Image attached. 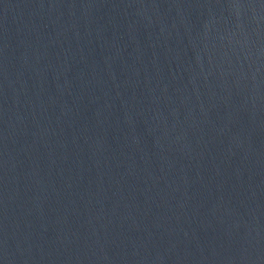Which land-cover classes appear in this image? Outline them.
I'll use <instances>...</instances> for the list:
<instances>
[{"label":"water","instance_id":"1","mask_svg":"<svg viewBox=\"0 0 264 264\" xmlns=\"http://www.w3.org/2000/svg\"><path fill=\"white\" fill-rule=\"evenodd\" d=\"M0 264H264V0H0Z\"/></svg>","mask_w":264,"mask_h":264}]
</instances>
